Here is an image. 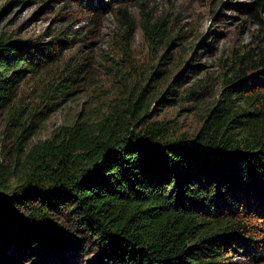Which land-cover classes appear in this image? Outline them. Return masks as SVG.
I'll use <instances>...</instances> for the list:
<instances>
[{
    "label": "trees",
    "instance_id": "16d2710c",
    "mask_svg": "<svg viewBox=\"0 0 264 264\" xmlns=\"http://www.w3.org/2000/svg\"><path fill=\"white\" fill-rule=\"evenodd\" d=\"M149 2L79 3L97 21L115 13L128 41L139 28L128 7L138 4L153 47L168 22H151ZM244 11L263 26L264 0ZM258 43L225 60L221 93L212 95L218 100L193 137H174L167 123L141 116L135 107L144 88L125 116L117 111L96 125L78 120L34 145L13 171L0 169V264H47L46 250L67 258L72 235L53 217L88 237L86 264H227L240 255L246 264H264V39ZM64 44L0 38V111L29 74L61 57Z\"/></svg>",
    "mask_w": 264,
    "mask_h": 264
},
{
    "label": "rangeland",
    "instance_id": "374dc122",
    "mask_svg": "<svg viewBox=\"0 0 264 264\" xmlns=\"http://www.w3.org/2000/svg\"><path fill=\"white\" fill-rule=\"evenodd\" d=\"M79 2L0 0V38L34 46L65 43L61 57L29 74L13 104L0 111V169L4 171H13L29 149L52 139L62 127L78 120L96 125L117 111L125 116L128 103H134L144 88L147 92L135 107L138 113L147 114L149 123H167L174 137H193L221 93L225 60L233 50L256 47L264 39V14L261 27L244 11L256 0H150L151 22H168L163 40L153 47L143 36L145 16L138 4L128 7L139 26L128 41L125 25L115 13L97 21ZM157 71L161 74L152 80ZM169 89L174 93L168 94ZM192 89L200 94L197 98L189 95ZM15 185L16 181L9 182L8 188ZM51 219L53 225L69 231L70 240H81L83 249H76L72 240L66 243L71 248L67 258L53 257L50 254L56 251L46 250L43 260L86 264L93 252L88 237L71 232L65 218ZM10 259L20 261L14 254ZM227 264H246V260L240 255Z\"/></svg>",
    "mask_w": 264,
    "mask_h": 264
}]
</instances>
